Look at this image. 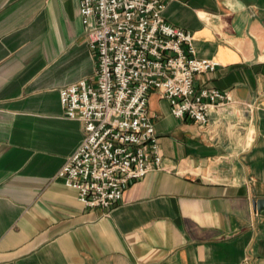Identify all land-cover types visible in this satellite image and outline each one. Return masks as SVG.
<instances>
[{
    "label": "crops",
    "instance_id": "1",
    "mask_svg": "<svg viewBox=\"0 0 264 264\" xmlns=\"http://www.w3.org/2000/svg\"><path fill=\"white\" fill-rule=\"evenodd\" d=\"M165 20L230 92L208 126L149 113L163 165L110 211L56 178L85 139L60 90L94 77L79 0H0V264H264V0H173Z\"/></svg>",
    "mask_w": 264,
    "mask_h": 264
},
{
    "label": "built area",
    "instance_id": "2",
    "mask_svg": "<svg viewBox=\"0 0 264 264\" xmlns=\"http://www.w3.org/2000/svg\"><path fill=\"white\" fill-rule=\"evenodd\" d=\"M171 1L79 0L97 66L93 79L60 90L66 116L83 124L85 139L56 178L87 208L112 210L133 183L162 168L152 93L169 101L176 118L202 127L212 111L234 103L228 91L196 86L218 64L198 58L193 35L165 20Z\"/></svg>",
    "mask_w": 264,
    "mask_h": 264
},
{
    "label": "water",
    "instance_id": "3",
    "mask_svg": "<svg viewBox=\"0 0 264 264\" xmlns=\"http://www.w3.org/2000/svg\"><path fill=\"white\" fill-rule=\"evenodd\" d=\"M254 207L258 211V213H263L264 212V200H256L254 202Z\"/></svg>",
    "mask_w": 264,
    "mask_h": 264
}]
</instances>
